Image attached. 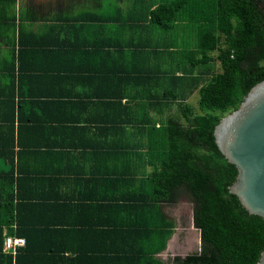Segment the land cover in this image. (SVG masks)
Listing matches in <instances>:
<instances>
[{"label":"trees","instance_id":"1","mask_svg":"<svg viewBox=\"0 0 264 264\" xmlns=\"http://www.w3.org/2000/svg\"><path fill=\"white\" fill-rule=\"evenodd\" d=\"M141 2L128 17H76L31 77L35 95L12 71L0 81V264L259 261L264 219L230 193L238 170L214 131L264 80V0ZM75 133L76 153L46 141ZM182 195L201 247L165 262V209ZM7 237L25 245L7 253Z\"/></svg>","mask_w":264,"mask_h":264},{"label":"crops","instance_id":"2","mask_svg":"<svg viewBox=\"0 0 264 264\" xmlns=\"http://www.w3.org/2000/svg\"><path fill=\"white\" fill-rule=\"evenodd\" d=\"M138 1H142L143 4L145 0H0V81L8 77V73L12 71L16 77V92L23 89L35 95L42 89H38L31 77L35 75V70L39 66H46L45 55L49 54L52 46L69 38L67 28L69 24H76V17L89 18L103 15L115 18L118 16V9H122L124 16L128 17L129 10L137 5ZM104 7L105 11L102 14L99 9ZM5 81L8 82L7 79ZM197 94V91L193 93L187 102L189 103L190 98ZM31 98L26 97L28 100ZM46 141H51L53 147H62L55 148L54 151L76 153V133L73 137ZM2 166L3 162L0 161V167ZM61 166L76 169V156L62 161ZM65 193L67 198L76 196L72 183L62 186L61 195ZM193 226L189 230L190 236L186 237V247L196 243L194 240L198 236L201 244V234L194 225V218ZM175 245L179 249L180 245L174 233L167 249L159 254L158 258L167 262L177 255H188L175 252Z\"/></svg>","mask_w":264,"mask_h":264},{"label":"water","instance_id":"3","mask_svg":"<svg viewBox=\"0 0 264 264\" xmlns=\"http://www.w3.org/2000/svg\"><path fill=\"white\" fill-rule=\"evenodd\" d=\"M214 135L219 150L238 170L230 193L250 215L264 219V80L221 119ZM257 264H264V251Z\"/></svg>","mask_w":264,"mask_h":264},{"label":"rangeland","instance_id":"4","mask_svg":"<svg viewBox=\"0 0 264 264\" xmlns=\"http://www.w3.org/2000/svg\"><path fill=\"white\" fill-rule=\"evenodd\" d=\"M218 70H220V68ZM198 99V94L194 95L190 98L189 103L194 106L198 112H200L198 109ZM165 212L176 223L175 237H177L178 244L180 245V247L178 249L177 245H175L174 251L178 253L182 252L184 254H191L199 251L201 247L199 236L194 240L196 243H194L192 246H185L186 237L190 236L189 230L194 227L193 203L188 198V196L182 195L178 204L174 207L166 208ZM182 246L185 247L182 248Z\"/></svg>","mask_w":264,"mask_h":264},{"label":"built area","instance_id":"5","mask_svg":"<svg viewBox=\"0 0 264 264\" xmlns=\"http://www.w3.org/2000/svg\"><path fill=\"white\" fill-rule=\"evenodd\" d=\"M25 245V240L17 237H7L5 240L4 250L7 253H11L13 255L16 254V250L18 247H22Z\"/></svg>","mask_w":264,"mask_h":264}]
</instances>
